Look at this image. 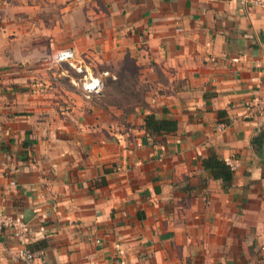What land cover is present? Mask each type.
<instances>
[{"label":"crops","instance_id":"0c3cea01","mask_svg":"<svg viewBox=\"0 0 264 264\" xmlns=\"http://www.w3.org/2000/svg\"><path fill=\"white\" fill-rule=\"evenodd\" d=\"M262 32L264 0H0V214L28 228L1 234L0 264L21 247L37 264H264V122L245 116ZM67 47L98 95L50 61ZM150 112L175 130L147 135Z\"/></svg>","mask_w":264,"mask_h":264},{"label":"built area","instance_id":"2783aa9c","mask_svg":"<svg viewBox=\"0 0 264 264\" xmlns=\"http://www.w3.org/2000/svg\"><path fill=\"white\" fill-rule=\"evenodd\" d=\"M50 61L54 64L64 63L67 65L74 74L70 81L71 84L77 87L85 98L96 96L101 92L103 87L101 75L93 73L90 65L80 55L76 54L72 48L58 49ZM260 69L262 75L260 94L246 104L245 116L264 122V60L260 64ZM102 75H105V73H102ZM222 126V124L219 125L220 128ZM5 232L13 238L24 240L28 228L21 218L0 214V236ZM14 258L19 264H37L34 262V253L26 247L19 248ZM38 264L46 263L40 260Z\"/></svg>","mask_w":264,"mask_h":264},{"label":"trees","instance_id":"16d2710c","mask_svg":"<svg viewBox=\"0 0 264 264\" xmlns=\"http://www.w3.org/2000/svg\"><path fill=\"white\" fill-rule=\"evenodd\" d=\"M221 112H218L220 115ZM176 122L171 117L157 118L153 113H146L143 116L142 129L147 135L165 134L175 130ZM264 135V133H263ZM252 144H259V137L251 139ZM200 165L208 177L219 179L222 183V188L226 189L230 184L233 176L231 167L215 152L209 151L208 154L200 160Z\"/></svg>","mask_w":264,"mask_h":264},{"label":"rangeland","instance_id":"374dc122","mask_svg":"<svg viewBox=\"0 0 264 264\" xmlns=\"http://www.w3.org/2000/svg\"><path fill=\"white\" fill-rule=\"evenodd\" d=\"M125 68H127V71H125L126 73H123L121 68L118 71L115 72L116 74H118L117 75L118 76V80L116 81L118 83L116 85H120V86H124L125 87V83H126V85H128V83H131V82L133 83V85H135V81H134L135 69L131 65L130 66H125ZM127 76H129V80L125 81ZM112 87H114V86H112ZM134 98L136 100L140 99V97L138 95H134Z\"/></svg>","mask_w":264,"mask_h":264},{"label":"water","instance_id":"95a60500","mask_svg":"<svg viewBox=\"0 0 264 264\" xmlns=\"http://www.w3.org/2000/svg\"><path fill=\"white\" fill-rule=\"evenodd\" d=\"M259 40L261 42H264V32L260 34ZM260 156H261V159L264 160V142L260 145Z\"/></svg>","mask_w":264,"mask_h":264}]
</instances>
